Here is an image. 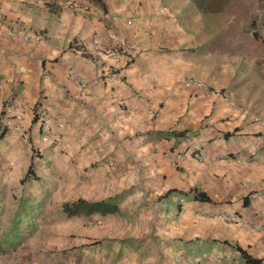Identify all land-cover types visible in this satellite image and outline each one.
Segmentation results:
<instances>
[{"label":"crops","instance_id":"obj_1","mask_svg":"<svg viewBox=\"0 0 264 264\" xmlns=\"http://www.w3.org/2000/svg\"><path fill=\"white\" fill-rule=\"evenodd\" d=\"M98 1L0 0V194L60 210L123 192L116 214L61 212L78 261L55 264H244L236 246L263 258L264 233L248 225L264 221L263 133L188 84L227 95L228 66L196 55L209 46L190 0ZM121 40L130 59L106 53ZM194 188L210 202L164 196ZM220 211L238 220L208 215Z\"/></svg>","mask_w":264,"mask_h":264},{"label":"rangeland","instance_id":"obj_2","mask_svg":"<svg viewBox=\"0 0 264 264\" xmlns=\"http://www.w3.org/2000/svg\"><path fill=\"white\" fill-rule=\"evenodd\" d=\"M219 1L223 0H206L204 6L212 7ZM224 1L217 13H203L190 1L192 18L198 25L193 29H200L195 37L209 46L206 51L200 48L196 55L200 59L205 56L216 66H228L220 83L222 90L233 104L257 120L254 123L259 125L264 143V0ZM218 32L224 34L223 39L217 38ZM15 208L19 222L11 221ZM61 216L59 208L45 209L42 200L23 202L17 195L0 194V264H42L47 257L55 264L54 259L60 256L78 261L67 247V237L58 231L67 225Z\"/></svg>","mask_w":264,"mask_h":264},{"label":"trees","instance_id":"obj_3","mask_svg":"<svg viewBox=\"0 0 264 264\" xmlns=\"http://www.w3.org/2000/svg\"><path fill=\"white\" fill-rule=\"evenodd\" d=\"M93 2L100 3L98 0H92ZM195 7L203 12V13H217L219 12L222 7L225 4V1H219L217 4L212 7L204 6V3L206 0H190ZM76 45L74 43L69 44L68 48H73ZM185 131L182 132H169V133H162L165 137H181L183 136ZM31 176V165L28 167L25 177ZM125 193V192H124ZM178 194V195H184L189 196L194 201L199 202H210V199L207 197V195L200 190L194 188L186 193H182L178 190H168L165 194ZM123 192L117 195H114L113 197H109L105 200H100L96 202H87L82 199H77L70 202H64L60 206V210L62 214H64L66 217H79V216H91V215H99V216H105L108 214H116L118 213V201L122 198ZM243 204L245 205V198L243 199ZM234 249L238 252L239 257L243 260L244 264H262V261H264V257L261 259H256L251 257L250 255L246 254L245 251L241 250L239 247H234Z\"/></svg>","mask_w":264,"mask_h":264},{"label":"built area","instance_id":"obj_4","mask_svg":"<svg viewBox=\"0 0 264 264\" xmlns=\"http://www.w3.org/2000/svg\"><path fill=\"white\" fill-rule=\"evenodd\" d=\"M61 1V0H59ZM132 50H134V48H132V46L127 43L126 41L124 40H121L119 41V43L114 46V49L113 48H110L106 51V53H109V54H116L117 52H123L125 54L128 55V58L130 59L131 56H132ZM107 77V80H112V74H110V76L106 75ZM78 81L82 82L83 81V77L82 76H79L77 78ZM114 80H115V76H114ZM188 84L191 85V87H193L195 90L197 91H200L204 96H217V97H220L222 99V101H224L225 103H227L228 105L231 104V100L228 98L227 95H224L223 93H221L220 91H214L212 89H210L208 86H206L205 84L203 83H200V82H197V81H193L191 79L187 80ZM120 91L121 92H127L129 89L128 87L126 86V84H121L120 86ZM129 94L131 97H135L136 94L135 92L133 91H129ZM120 103H123L122 100H120ZM255 122H257V120L254 118L253 119ZM210 218H218V219H221V220H225V221H237V217H231V215L227 212V211H220V212H217L216 214L214 213H209L208 214ZM240 222V221H239ZM250 225L249 227L254 230V232H263L264 233V221H259L258 223L255 222V221H249V224Z\"/></svg>","mask_w":264,"mask_h":264}]
</instances>
